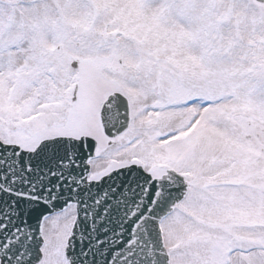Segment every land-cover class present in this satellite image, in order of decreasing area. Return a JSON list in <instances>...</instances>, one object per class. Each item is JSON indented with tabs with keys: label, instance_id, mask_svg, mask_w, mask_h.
I'll use <instances>...</instances> for the list:
<instances>
[{
	"label": "snow or ice",
	"instance_id": "obj_1",
	"mask_svg": "<svg viewBox=\"0 0 264 264\" xmlns=\"http://www.w3.org/2000/svg\"><path fill=\"white\" fill-rule=\"evenodd\" d=\"M0 264H264V0H0Z\"/></svg>",
	"mask_w": 264,
	"mask_h": 264
}]
</instances>
